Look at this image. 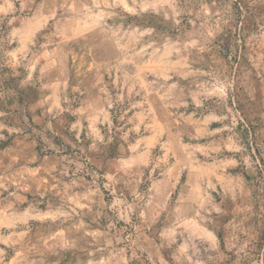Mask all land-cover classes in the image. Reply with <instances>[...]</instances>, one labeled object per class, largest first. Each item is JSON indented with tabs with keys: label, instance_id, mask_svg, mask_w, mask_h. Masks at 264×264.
Listing matches in <instances>:
<instances>
[{
	"label": "rangeland",
	"instance_id": "rangeland-1",
	"mask_svg": "<svg viewBox=\"0 0 264 264\" xmlns=\"http://www.w3.org/2000/svg\"><path fill=\"white\" fill-rule=\"evenodd\" d=\"M0 68V264H264V0H0Z\"/></svg>",
	"mask_w": 264,
	"mask_h": 264
},
{
	"label": "trees",
	"instance_id": "trees-1",
	"mask_svg": "<svg viewBox=\"0 0 264 264\" xmlns=\"http://www.w3.org/2000/svg\"><path fill=\"white\" fill-rule=\"evenodd\" d=\"M4 71H6V69H4V68H0V75H2ZM5 80H6V79H5ZM0 81H1V80H0ZM7 84H8L7 80L4 81L3 85H5V87L7 86ZM0 88H3V87H0Z\"/></svg>",
	"mask_w": 264,
	"mask_h": 264
}]
</instances>
